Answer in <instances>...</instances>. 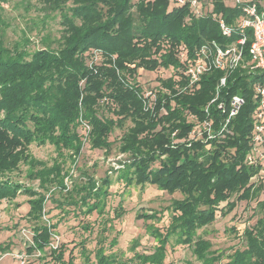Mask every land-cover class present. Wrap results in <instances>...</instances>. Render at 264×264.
<instances>
[{
	"label": "trees",
	"instance_id": "16d2710c",
	"mask_svg": "<svg viewBox=\"0 0 264 264\" xmlns=\"http://www.w3.org/2000/svg\"><path fill=\"white\" fill-rule=\"evenodd\" d=\"M6 1L0 0V171L14 168L28 144L44 140L45 133L59 147L78 151L81 142L73 130L80 125L81 114L92 126V146L110 147L116 119L104 118L97 108L107 97L120 126L127 119L134 122L123 136L122 151L131 153L128 167L133 168L125 177L129 179V173H133L140 182L150 181L171 192L182 190L185 198L173 202L176 209L168 227L180 228L182 236L178 240L194 244L197 257L207 264L215 262L206 252L207 241L195 236L199 227L214 220L217 205L227 200L223 207H229L224 209L227 213L238 201L257 200L256 210L264 213V199H259L264 182L253 179L264 165L249 159L253 148L252 113L257 106L254 85L264 83V71L238 67L212 101L223 72L214 69L204 73L199 87L185 88L188 78L180 72L186 66L179 51L184 44L189 57L196 58L199 47L207 41L223 45L236 42L241 34L236 31L224 35L219 17L232 25L241 9L227 6L224 0H214L212 12L196 17L188 4L178 5L170 0H39L47 12L60 11L64 27L55 42L42 38L44 47L31 54L24 47L30 41L26 33L22 40H7L10 21L3 5ZM252 41L253 33L248 29L243 45L246 59ZM92 48L107 55L111 64V57L116 55L114 65L89 68L83 53ZM141 67L147 71L160 67L177 70L178 79L174 75L160 79L167 91L157 90L151 106H147L148 97H144L136 81ZM118 69L126 76L120 77ZM83 79L84 87L80 83ZM236 94L242 95L245 103L226 123L231 99ZM205 121L211 123L210 129L203 127ZM58 128L60 134H55ZM195 128L201 129L198 137L191 135ZM157 160L159 165L152 167L151 163ZM49 170L51 181L63 185L60 165ZM107 181L110 180L106 178ZM99 186L92 178L81 191L78 189L83 201L80 207L87 206L86 214L97 208L96 203L90 205L89 201L100 196ZM19 187L10 180H0V199L14 196ZM25 191L28 193L30 188ZM42 199L29 200L31 209L27 215L35 220L42 219ZM80 207L75 208L80 210L78 213L82 211ZM54 227L36 225L34 246L30 248L43 250ZM172 229L166 234L174 232ZM243 234L244 246L236 248L224 264H264V215L247 226ZM167 244L165 236L153 254H134L141 260L138 264H164ZM104 250L103 246L98 248L94 264L116 262L117 258ZM64 254L62 248L52 249L53 264H75L73 258L65 261Z\"/></svg>",
	"mask_w": 264,
	"mask_h": 264
},
{
	"label": "rangeland",
	"instance_id": "374dc122",
	"mask_svg": "<svg viewBox=\"0 0 264 264\" xmlns=\"http://www.w3.org/2000/svg\"><path fill=\"white\" fill-rule=\"evenodd\" d=\"M3 5L10 21L6 32L8 42L22 40L26 33L30 41L24 47L32 54L44 47L42 38L49 37V41L55 42L61 36L64 26L60 11L47 12L39 0H8ZM83 56L89 68H95V65L113 66L116 62V55L111 57V64L107 61L108 56L96 48L83 53ZM117 74L126 76L121 69L117 70ZM137 74L136 81L144 97L152 92L148 98L152 103L157 90L167 91L160 79L171 75L178 79L177 70L173 67H160L154 71L141 67ZM80 83L84 87L85 79ZM111 106L112 103L108 104L107 97H104L97 107L99 115L116 119L109 138L112 142L110 147L101 149L92 146V126L81 114L80 125L73 130L81 142L78 151L72 147H59L49 133H45L44 140H33L28 144L14 168L0 171V180L20 185L14 196L0 199V264H53L55 260L51 250L58 248L65 250V261L73 258L75 264H94L96 251L101 246L106 254L117 258L114 264H138L141 260L134 254H153L165 236L168 244L164 264H207L194 253V244L178 240V236H182L180 228L168 227L176 209L173 202L185 198L183 191L171 192L150 181L140 182L133 173H129L132 178L125 177L126 172L129 169L133 171V168L128 167L131 153L122 151L123 136L134 126V122L127 119L120 126L118 114ZM55 134H60L59 128ZM159 163L157 160L151 166H158ZM54 165H60L62 169L64 187L51 181L53 175L48 173ZM92 178L100 184L101 191L99 197L94 196L89 201L90 205L96 203L97 208L86 214L87 206L80 207L83 201L78 189L81 191ZM106 178L110 180L107 183ZM253 179L264 182V166ZM27 188H30L28 193L25 191ZM39 198H43L42 219L35 220L27 215L31 209L29 200ZM259 199H264V191ZM256 202L238 201L227 213L225 210L229 207L225 210L223 207L228 201L221 202L217 205L214 220L197 229L195 239L207 241L209 247L206 252L209 257L215 258L212 264H224L236 248L244 246L245 228L264 215L256 210ZM78 207L82 213L75 209ZM40 223L55 226L50 242L43 250L31 249L34 246V227ZM168 229L174 232L166 234Z\"/></svg>",
	"mask_w": 264,
	"mask_h": 264
},
{
	"label": "built area",
	"instance_id": "2783aa9c",
	"mask_svg": "<svg viewBox=\"0 0 264 264\" xmlns=\"http://www.w3.org/2000/svg\"><path fill=\"white\" fill-rule=\"evenodd\" d=\"M170 1L178 5L188 4L196 17L212 12L214 7L213 0ZM224 2L227 6L240 8L241 15L232 25H229L222 17H219L221 31L227 36L237 31L241 34L240 39L225 45L215 40L207 41L199 47L196 58L189 57L188 50L184 44L180 46L179 51L180 60L186 66L180 70L188 78V84L185 88L194 89L199 87V82L204 73L214 69L223 72L217 85L216 97L212 101L218 97L220 89L226 85L228 75L238 67L249 68L250 71H264V0H224ZM213 15L214 17L217 16L216 13H213ZM248 29L252 30L253 41L249 47V59H246L243 45L247 40ZM151 93L146 94L145 97L150 98ZM254 97L257 100V106L252 113L253 148L249 154V159L252 163L261 162L264 165V83L254 85ZM244 103L245 98L242 95L236 94L232 97L229 117L226 119V123L239 112ZM148 104L151 106L152 102L149 101ZM222 106L223 104L219 105V107ZM203 127L210 129L211 123L205 121ZM191 135L192 137L200 136L201 129H193Z\"/></svg>",
	"mask_w": 264,
	"mask_h": 264
}]
</instances>
